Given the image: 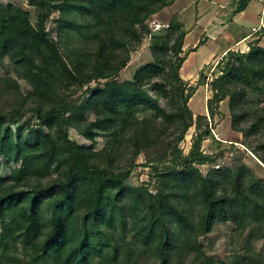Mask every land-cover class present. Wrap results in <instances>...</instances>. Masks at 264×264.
<instances>
[{"label": "trees", "instance_id": "16d2710c", "mask_svg": "<svg viewBox=\"0 0 264 264\" xmlns=\"http://www.w3.org/2000/svg\"><path fill=\"white\" fill-rule=\"evenodd\" d=\"M178 1L30 0L43 10L34 24L28 9L0 0V53L17 71L3 81L13 103L0 109V160L14 164L13 185H0V264L37 255L52 257L38 264H142L147 253L149 264H226L201 241L216 223H232L251 250L264 238V177L242 162L220 165L201 150L210 123L203 114L194 119L189 100L198 85L185 80L181 68L205 40L185 51L186 23L178 13L160 27L161 36L148 24ZM250 1L237 0L233 14ZM53 9L60 12L58 41L45 26ZM146 36L155 40L153 60L120 80L133 45ZM218 67L210 118L228 98L231 128L264 164V46L255 40L246 52L230 49ZM19 78L40 94L24 92ZM34 125L46 131L32 143L24 134ZM193 125L192 148L184 155L179 143ZM71 128L85 132L91 144L71 138ZM169 129L175 136L165 139ZM99 136L106 138L102 149L96 148ZM123 148L127 162L120 161ZM142 154L155 162L151 181L128 186L125 178ZM203 164H210L207 172ZM88 171L95 174H83ZM9 210L16 222L4 249L1 227ZM231 264H264V257L245 250Z\"/></svg>", "mask_w": 264, "mask_h": 264}, {"label": "rangeland", "instance_id": "374dc122", "mask_svg": "<svg viewBox=\"0 0 264 264\" xmlns=\"http://www.w3.org/2000/svg\"><path fill=\"white\" fill-rule=\"evenodd\" d=\"M12 1L13 4L21 5L28 9L31 13V19L34 24L37 23L39 13H42L43 10L37 8L36 6L30 3V0H1L3 5H6ZM260 4L263 5V1H260ZM231 5V3H230ZM261 5V6H262ZM58 10H50L49 15L45 21L46 32L48 36L54 40H59L58 32ZM178 13L179 18L184 20L188 25L191 26L196 21L201 18V26L198 28H193L189 33V39L187 40L186 48L189 50V47L193 44L195 38L205 40V48L208 50L216 49V47H221V37L219 41H216V38H219L221 34V0H180L173 4L172 6L164 7L159 12L154 14L148 20L150 28L157 35H162L161 26L167 25L171 17ZM200 31H203L204 34H200ZM210 38V39H209ZM154 38L146 36L140 44L133 45V48L130 52V61L128 62L127 67L120 73V80H129L132 78L133 73L141 65L153 60L151 54V47L154 43ZM250 47L246 48H235L234 51L246 52ZM242 50V51H241ZM218 53L221 50L217 51ZM191 60V59H190ZM189 60V61H190ZM218 59H215L209 63L200 73V76L196 80L190 82L192 85H198V88L189 100V106L194 113V119L198 114H203L207 116V119L210 123L211 134L208 138L203 140L201 145V150L206 153L213 155L220 165H229L233 166L240 162L248 165L258 176L264 177V164L255 156L252 151L247 150L241 141L243 135L240 132L234 131L231 128V114L228 106V98L220 102L218 114L211 120L208 109L207 101L212 97V91L210 90L211 82L218 74H221L220 68L218 67ZM190 62H188L189 65ZM17 76V71L14 65L10 62L8 57L4 53H0V109L7 110L10 108L13 103V99L4 91V82L9 77ZM21 87L24 92L27 90H33L35 93L40 94L36 86L29 83L24 78L18 79ZM91 87L96 86V82H92ZM3 88V91H2ZM145 91L149 92L151 95L154 94L151 90V87L148 86L145 88ZM83 93V90L79 89L76 92H72L71 95L74 98H78ZM156 99V98H155ZM161 104L167 106V102L163 99L160 100ZM263 104H256V107H262ZM32 113L26 115L25 118H30ZM90 119L93 116H89ZM33 123H37L36 118L32 119ZM22 125V124H21ZM13 129H18L17 125L12 126ZM119 129H126L121 124ZM45 128L39 125H34L32 129H29L25 132L24 136L28 142L34 143L39 134L45 132ZM196 132V126L193 125L187 131L184 140L179 143V148L182 150L184 155L189 154L192 144L193 137ZM85 132L78 131L75 128L70 129V137L75 139L80 143H85L90 145L91 141L86 138L84 135ZM175 136L174 131L169 129L164 138ZM254 139V138H253ZM251 139V140H253ZM106 141L104 136H99L96 143L97 149H102ZM123 155L120 157V161L127 162L130 158L129 151L127 149L122 150ZM158 158L157 154L154 155ZM166 158V157H165ZM171 157H167L164 160H169ZM167 163L169 161H166ZM154 161H149L146 154L140 155L135 162V166L132 168V171L129 176L125 178V184L131 187L141 185L142 183H149L151 177L153 176L151 166L154 164ZM14 164H7L6 159L0 160V185L8 187L13 185V183L8 181L10 176V170ZM203 172L211 167L210 164L198 165ZM86 175H94L93 171L83 172ZM125 171H121L120 175H124ZM153 189V186L150 187ZM16 222V214L13 210H9L6 215V221L1 227V232L4 235L3 248L8 249L10 241L7 238L12 225ZM202 243L204 244L208 254L213 256L215 259H220L226 264H231L235 262L236 256L240 253H244L245 250L255 251L260 253L264 257V238L255 240L252 243L251 248L247 247L245 244L246 238L245 235L241 233L232 223H216L213 230L207 235L201 238ZM12 261V257L9 256ZM52 257H47L44 255H37L30 259L21 260L18 264H38L43 263L51 259ZM149 264L148 253L144 255L142 264ZM60 264V263H59ZM175 264V263H174Z\"/></svg>", "mask_w": 264, "mask_h": 264}, {"label": "crops", "instance_id": "0c3cea01", "mask_svg": "<svg viewBox=\"0 0 264 264\" xmlns=\"http://www.w3.org/2000/svg\"><path fill=\"white\" fill-rule=\"evenodd\" d=\"M260 1L261 0H251L244 10L233 14L237 5V0H221V34L219 38L215 39L219 41L221 37V47L218 46L216 49L208 50L205 48L204 45L206 42H204L196 51L190 52L181 68V75L185 80L190 82L196 80L197 77L200 76L201 71L209 63L215 59H221L230 49L250 47L251 43L255 40H258L259 43L264 46V28L257 32L254 31V29L259 26L261 13L263 11V5L260 4ZM204 16L205 15H203V17ZM201 18L196 21L197 23L191 26L186 25L185 51H188L186 44L189 39V33L193 28L201 26ZM198 29L200 30V28ZM201 34H204L203 31H200L199 35ZM199 41L198 38H195L189 49L196 46ZM218 50H221V52L218 53ZM188 62H190L189 65Z\"/></svg>", "mask_w": 264, "mask_h": 264}, {"label": "built area", "instance_id": "2783aa9c", "mask_svg": "<svg viewBox=\"0 0 264 264\" xmlns=\"http://www.w3.org/2000/svg\"><path fill=\"white\" fill-rule=\"evenodd\" d=\"M262 1H263V11L261 13V20H260L259 26L254 29L255 32H257V31L261 30L262 28H264V0H262Z\"/></svg>", "mask_w": 264, "mask_h": 264}]
</instances>
